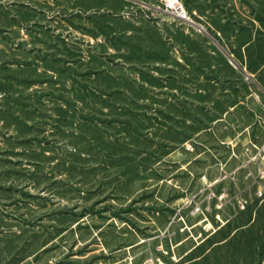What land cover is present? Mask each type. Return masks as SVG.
Returning a JSON list of instances; mask_svg holds the SVG:
<instances>
[{
	"label": "rangeland",
	"instance_id": "374dc122",
	"mask_svg": "<svg viewBox=\"0 0 264 264\" xmlns=\"http://www.w3.org/2000/svg\"><path fill=\"white\" fill-rule=\"evenodd\" d=\"M183 1L0 0V264H264V0Z\"/></svg>",
	"mask_w": 264,
	"mask_h": 264
},
{
	"label": "trees",
	"instance_id": "16d2710c",
	"mask_svg": "<svg viewBox=\"0 0 264 264\" xmlns=\"http://www.w3.org/2000/svg\"><path fill=\"white\" fill-rule=\"evenodd\" d=\"M185 3V2H184ZM186 8L188 9L186 3H185ZM190 12V10L188 9ZM264 207V203L259 205V201H255L251 206H248L245 211H241L243 215L245 214H252L258 213L260 209ZM262 215V214H261ZM257 232L254 231V226L249 229L251 232V236H245L243 237V242L245 245H248L249 247H253L254 244H259L262 239V234H264V214L261 216L260 220L258 221V227H257ZM240 242V241H239ZM225 257V256H224ZM223 256L217 257L214 261V264H258L261 260L253 257H247V258H240V257H235V258H224ZM211 256L205 258L206 264L210 261Z\"/></svg>",
	"mask_w": 264,
	"mask_h": 264
},
{
	"label": "built area",
	"instance_id": "2783aa9c",
	"mask_svg": "<svg viewBox=\"0 0 264 264\" xmlns=\"http://www.w3.org/2000/svg\"><path fill=\"white\" fill-rule=\"evenodd\" d=\"M158 2L162 6L163 10L167 12L171 17L177 20H180L182 22H187L192 25H195V22L192 19V16L190 12L188 11V9L186 8L183 0H158ZM257 149H258V152L253 156L252 160L264 161V145L261 146L260 148L258 147ZM260 178H261V175H260ZM257 181H260V180H257ZM257 194L260 199H264L263 190H259ZM241 207L243 210L247 208L245 204H243Z\"/></svg>",
	"mask_w": 264,
	"mask_h": 264
},
{
	"label": "bare ground",
	"instance_id": "6f19581e",
	"mask_svg": "<svg viewBox=\"0 0 264 264\" xmlns=\"http://www.w3.org/2000/svg\"><path fill=\"white\" fill-rule=\"evenodd\" d=\"M199 27H202L201 25H198ZM203 28V27H202Z\"/></svg>",
	"mask_w": 264,
	"mask_h": 264
}]
</instances>
